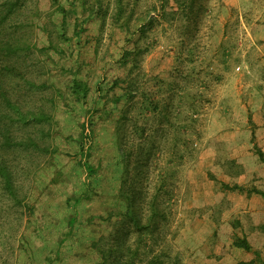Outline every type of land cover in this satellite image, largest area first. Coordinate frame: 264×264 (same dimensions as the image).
Listing matches in <instances>:
<instances>
[{"label": "rangeland", "instance_id": "374dc122", "mask_svg": "<svg viewBox=\"0 0 264 264\" xmlns=\"http://www.w3.org/2000/svg\"><path fill=\"white\" fill-rule=\"evenodd\" d=\"M13 1L0 0V33L7 48L26 44L0 63V160L16 187L0 179V264L100 263L105 241L135 231L120 198L127 168L150 196L166 186L165 240L147 232L138 264L246 251L247 217L232 207L255 189L233 178L238 154L264 162V0H21L7 12Z\"/></svg>", "mask_w": 264, "mask_h": 264}, {"label": "trees", "instance_id": "16d2710c", "mask_svg": "<svg viewBox=\"0 0 264 264\" xmlns=\"http://www.w3.org/2000/svg\"><path fill=\"white\" fill-rule=\"evenodd\" d=\"M21 0H16L13 2H10L9 10L7 12H14L18 6ZM6 15H4L5 18ZM25 44L21 42L20 40L15 39L12 45L9 44V48H7L8 45V39H5V36L0 33V63L7 62V58L10 57L12 54L17 55L19 52L24 51L25 49ZM9 66H5V69H9ZM131 93V92H129ZM146 99L151 103L152 102V97L151 95L147 96ZM6 103L9 106H14V111L16 114H22L20 111V108L16 105H14L13 101L9 99V97H5ZM147 111V110H146ZM144 110V112H146ZM32 115V118H36L34 120L39 121L42 120L44 115L40 113V115H37L32 112H30ZM40 116V117H36ZM23 120V119H20ZM148 120V118H147ZM135 121V126L134 130L137 133L138 131H141L142 128L138 127L139 123L137 120ZM120 124H124L123 119ZM144 130V129H143ZM135 136V134H134ZM129 138L124 136L122 128H118V145L120 152L123 156V158H127L128 163L131 164V162L134 161L135 159V149L133 150H128L127 148L129 147ZM128 150V151H127ZM150 151H146L145 155L148 156ZM142 164V161H138L135 163L136 168ZM90 174L93 173V169H91L90 166L87 164L84 165ZM126 167L128 165L126 164ZM140 177V175H139ZM165 178L164 176H161ZM0 179L2 180L3 183V189L11 194L14 195L16 194V187H15V180H14V171L12 168V165L8 163L7 160L3 159V161L0 160ZM138 181L139 180L136 178V175L133 174L126 169V174L124 176V180L122 182V187H121V192H120V198L121 200L126 202V216H129L132 219L133 222V229L135 231H128L124 235L121 233H115L111 240L105 241L102 244V249H101V261L98 264H138L137 262V257L139 255L138 251H140V246L143 245V247H147L145 242L147 240L146 234L147 232H158L159 238H156V242L164 241L165 236L161 233V224L162 221L166 219V213L162 209L163 202H161V197L163 196L164 190L166 188L165 186V181H162L163 184H161L157 188V192L152 194L151 196L149 195V191L146 193L143 192L142 189L138 188ZM81 199L77 200V203L80 202ZM142 201V204L145 203L150 207V215L148 216L147 222L143 224V219L142 215L138 210L143 207L142 204H139ZM162 219V221H161ZM76 217L74 216L73 218L70 219L69 225H70V230L73 229L75 222H76ZM130 233H137L140 234L141 236L139 237V241H137V247L134 244H130L129 242V235ZM151 235V233H148ZM160 243V242H159ZM236 246L241 249H245L247 251L251 250V246L248 242V240H243L238 243H236ZM166 256V255H165ZM162 256L157 255L152 259L151 261H148L146 264H168L167 261H162L161 260ZM178 263V260H176ZM139 264H145L143 261L140 262ZM169 264H173L170 262ZM239 264H253V262H240Z\"/></svg>", "mask_w": 264, "mask_h": 264}, {"label": "crops", "instance_id": "0c3cea01", "mask_svg": "<svg viewBox=\"0 0 264 264\" xmlns=\"http://www.w3.org/2000/svg\"><path fill=\"white\" fill-rule=\"evenodd\" d=\"M241 154L245 159L242 173L233 178L234 182L239 186H250L255 190L250 194L247 191L240 193V203L232 207V212L246 214L247 218L242 219V224L251 250L197 251L193 254V261L196 264H239L243 261L264 264V162H260L258 157L250 152H242L238 155ZM232 228V221H223L219 226L214 227V232H217L218 237L223 238Z\"/></svg>", "mask_w": 264, "mask_h": 264}]
</instances>
